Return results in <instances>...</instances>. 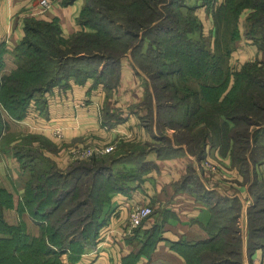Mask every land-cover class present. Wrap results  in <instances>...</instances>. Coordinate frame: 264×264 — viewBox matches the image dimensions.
Returning a JSON list of instances; mask_svg holds the SVG:
<instances>
[{
    "label": "crops",
    "instance_id": "obj_1",
    "mask_svg": "<svg viewBox=\"0 0 264 264\" xmlns=\"http://www.w3.org/2000/svg\"><path fill=\"white\" fill-rule=\"evenodd\" d=\"M44 1L49 0H0V47L4 49L0 76H9L19 66L14 51L24 36L26 20H55L64 38L90 31L78 22L85 0H52L47 10L41 8ZM195 14L202 36L210 44L214 28L209 13L198 7ZM238 31L224 64L232 76L217 94L219 102L228 96L233 75L261 58L257 48ZM117 70L113 82L70 78L53 86L30 101L21 120L13 119L0 104L4 222L23 224L31 236L39 231L38 222L23 204L25 178L30 180L32 172L20 165L16 157L19 149L37 150L40 158L33 164L40 170L53 165L62 173L80 162L72 159L75 149L115 142L106 169L119 188L109 195L103 208L104 224L96 246L86 249L74 264H188L201 243L210 241L207 225L218 198L226 199L223 205L236 208L234 227L242 240V264H263L264 248L247 252V228L248 209L253 204L251 184L254 180L264 182V144L250 139L244 162L237 160V149L229 138L233 122L224 114L219 115L217 131L205 122L189 130L186 125L178 130L157 126L148 77L134 67L127 54L119 60ZM202 105L216 116L209 105ZM169 115L177 117L178 111ZM187 115L183 110V116ZM52 129H58L62 137L52 136ZM260 129L264 130V123L251 125L248 131L252 135ZM30 135L41 143L25 140ZM204 160L214 168L205 166ZM137 205L148 206L152 212L128 234V213Z\"/></svg>",
    "mask_w": 264,
    "mask_h": 264
},
{
    "label": "trees",
    "instance_id": "obj_2",
    "mask_svg": "<svg viewBox=\"0 0 264 264\" xmlns=\"http://www.w3.org/2000/svg\"><path fill=\"white\" fill-rule=\"evenodd\" d=\"M93 1L85 0L78 19L79 24L90 31L77 32L68 39L62 36L55 20L25 21L24 36L14 51L19 66L9 76H0V104L13 119L21 120L31 100L70 78L81 81L94 77L96 81L113 82L118 77V62L127 54L136 69L144 72L150 81L156 82L151 85L158 126L178 130L186 125L189 130L205 122L213 131H217L219 115L224 114L226 119L233 122L234 128L229 132V138L234 142V149H237L234 151L237 160L244 162L250 139L255 144H264L263 129L254 131L252 135L248 131L251 125L260 126L264 123V31L257 33L255 27L251 31H245V38L254 42L261 58L258 63L247 64L233 75V85L228 96L226 94L227 97L219 102L216 96H219L232 76L226 67L223 72V64L229 58L233 45H224L218 38L215 45L218 55L205 49L208 43L202 36V26L194 14V8L192 14H188L187 22L183 23L187 30H180L176 24L177 19L173 16L178 0H168L162 6L163 14L157 9L158 3L164 2L163 0H134L137 10L149 15V18L138 19L132 24L134 27L130 28L128 24L125 25L126 20H121V16L112 15V7L116 6L114 0H103L100 5ZM230 6L233 14L247 10V21L256 22L254 24L264 30V0H233ZM132 8L123 6L116 11L118 14L127 13ZM147 12L155 16V19L150 18L151 15ZM158 16L162 18L159 21ZM105 21L107 27H104ZM193 32H197V40L190 37ZM238 32L237 30L235 40L238 39ZM85 41L86 44L82 43ZM3 53L4 49L0 47V69ZM106 69H109L108 72ZM193 70H199L200 73H191ZM217 71L224 78L212 76ZM182 80L197 82L199 88L193 89L188 84H181L188 87L181 86L183 90L180 92L179 83ZM217 87L218 91H215ZM239 95L241 99H238ZM202 103L209 105L216 116ZM183 110L188 113L186 117L183 116ZM177 111V117L169 115L170 112ZM195 113L199 115H194ZM16 157L23 168L32 172L31 182L25 185L23 204L33 220H47L48 215L53 214L65 200L74 195L75 190L70 181L80 182L82 176L89 178L91 189L86 194V205L91 208V212L88 211L81 219L83 230L87 231L81 234L71 231L66 235L67 243L56 245L54 238L64 228L63 221L53 224L50 233L45 231L44 240L29 237L23 224L10 226L4 222L2 209L5 199L0 189V264H63L59 256L70 251L72 244L78 240L94 248L98 232L104 224L103 208L109 195L119 188L116 178L104 168L108 173L106 182L110 181L111 185H100L102 171L98 172L99 168L90 169L80 163H74L62 173L53 165L37 172L33 160L40 158V154L35 149L21 148L16 152ZM242 168H245L244 164ZM57 182L60 185L58 190L54 185ZM257 188H261L263 192L254 193L253 190ZM250 190L253 204L248 209V254L257 248H264V205H261L264 202V182L254 180ZM43 192L47 201L42 196ZM217 203L219 204L213 207L207 225L210 241L201 243L188 264H242V240L234 227L236 208L233 205H223L227 204L224 198H218ZM68 210H65V218ZM74 213L69 212L72 215ZM52 257L54 260L49 259Z\"/></svg>",
    "mask_w": 264,
    "mask_h": 264
},
{
    "label": "rangeland",
    "instance_id": "obj_3",
    "mask_svg": "<svg viewBox=\"0 0 264 264\" xmlns=\"http://www.w3.org/2000/svg\"><path fill=\"white\" fill-rule=\"evenodd\" d=\"M102 1L103 0H94L93 2L100 5ZM158 1H160V0H158ZM163 1L164 2H159L158 6H157L158 12L160 14L164 13L162 10V6L167 4L168 0H163ZM232 1L233 0H220L217 2H216V0H178L179 4H177V6L176 5L174 6V8L176 10H175V12H174L175 14H173V16H174L175 20L177 19L176 24H177L178 29L187 30V27L183 26V23L187 22L186 20H187L188 14L189 13L192 14L193 8H194V14L196 13V10L198 7H203L205 10H207L209 13V16L211 18V23H212V26L214 28V31L212 33V39H210V44L206 40L208 45L207 44L205 45V47H206L205 49H208L209 51L211 49L213 52V48H215V45L217 44L218 38H219V40L221 39L224 42V45H228V46L235 45L236 40L234 38H235L236 31L239 29H240V33H242L241 36H243V38H245V35H244L245 31L246 30H247V32H248V30L251 31V29L253 27L256 28L257 33L264 31L262 27L256 26L254 24L256 22L247 21L248 14H249L247 10L244 9V10H240L239 12L235 13L238 15L233 14V10L231 9V6H230V3ZM175 2H177V1H175ZM114 3L116 4V6L112 7L113 8V12H111L112 15L114 17L115 16L116 17L121 16V18H122L121 20H123V21L126 20L127 23L125 22V25L128 24L130 28L134 27L133 25L137 22L138 19L146 20L149 18V15L141 14L140 11L137 10L136 3L134 2V0H114ZM123 6H126L127 9L129 7H131V8L135 7V10H133V8H132L130 12H127V13L121 12L118 14V12L116 10L120 9V7L123 8ZM147 13H149L151 15L150 18H153V20L155 19V16H153L150 12H147ZM159 17L160 16H158V18ZM161 19L162 18H159L158 21ZM44 22H46V21H44ZM104 27H107L106 21H105ZM91 30H93V29H91ZM141 32L142 31H140V33ZM31 37H33V36H31ZM190 37L194 40H197L198 39L197 32H193L190 35ZM65 39H68V38H65ZM245 39H247V38H245ZM247 40L250 41L252 43V45H254L257 48V46L254 44V42L252 40H249V39H247ZM82 43L86 44L87 41L82 42ZM209 46H210V48H209ZM62 49H64L63 46H62ZM215 55H218L217 51H215ZM227 60H229V59H226L224 63L227 64ZM220 62H222V61H220ZM222 64L223 63H221V65ZM225 70L226 69H225V66L223 64V72ZM191 73L196 74V73H200V72H199V70H193ZM214 75L217 79L224 78L223 76H221L220 72H218V71L216 72V74L213 72L212 76H214ZM191 76L194 77L193 74ZM149 82H150V85L152 83H156V82H152L150 80H149ZM181 84H188L193 89L199 88V86L197 85L198 84L197 82L192 83L190 81L185 80L182 83L181 82L179 83V87L181 88L179 90L180 92H182V90H183V88L181 86L188 87L187 85L185 86V85H181ZM151 88L153 90L152 85H151ZM215 91H218V87ZM163 93H165L167 95L169 94V93H166L164 91H163ZM148 99H150V98H148ZM238 99H241L240 95H239ZM237 108L240 109L239 106H237ZM151 119H152L151 117H148V120H151ZM156 121H157V119H156ZM157 126H158V124H157ZM25 140H27L28 142L30 140L31 141L36 140L39 143H41L39 140H37L36 137H32L31 135L27 136L25 138ZM110 155L111 154L103 155V156H96V157H92V158L87 159V160H80L79 163L81 165H85L86 167H89L90 169L99 168L97 171L98 172L102 171V174L99 178L100 179L99 184L100 185L106 184V186L109 184L111 185L110 181L106 182L107 175H108V173H107L108 169L107 170L104 169L110 165V161L108 160V157ZM34 161L35 160H33V163H35ZM35 165H36L37 172L42 171L38 167L39 165H37V164H35ZM25 180H26V182H25L26 184L31 182L30 181L31 179L29 180L28 176H27V178H25ZM54 185H55L56 190L60 189V185L58 184V182H57V184H54ZM70 185L72 187H74V190H75L74 195H72V197L70 199L65 200V202L55 212L53 211L54 212L53 214L48 215V217L46 218L47 220L37 221L38 222L37 224L39 225L38 234H37V236L29 235V237L41 238V240H44V238L46 237V233L48 234L51 232V231H49L50 228H51V230L53 229L52 225L57 224L58 222H62V221L64 223V225H63L64 228H62L61 231H59V233L54 238L56 245H59L58 243H64V244L67 243L66 235L69 234V232H71V231L78 232V234H81V233L87 231V230H83L84 224H81V222H82L81 219L86 213H88V211L91 212V208H89V206L86 205V203L88 202V200L86 198V194L91 189L89 178H88V176H86V177L82 176L80 182L70 181ZM106 189L109 190V188H107V187H106ZM253 191H254V193L263 192V190L261 188L254 189ZM42 196L44 197L45 201H47V199L45 198V192L42 193ZM76 203L77 204H79V203L83 204L84 203V205L81 204L83 207L79 208L81 205H79V207H77ZM49 204H51V203H48V205ZM261 205H264V202H262ZM259 207H263V206H259ZM66 209L67 210L69 209V210H68V214L65 218L64 214H66V211H65ZM76 209H77V211H76ZM69 212H72V213L75 212V213L72 215V214H69ZM261 220H262V218L259 219V221H261ZM40 223H43V225L40 226L41 225ZM45 231H47V232L45 233ZM53 232L55 233V231H53ZM85 235H87V233ZM97 238H98V236H97ZM97 238H96V241H97ZM69 248H70V245H69ZM89 248H92V246H88L84 242L78 240L76 243L72 244L70 251L68 250L66 252L65 257L62 254L59 256V260L63 264H71V263L74 264L75 262H77L81 258V254L86 249H89ZM49 259H53V257L49 258Z\"/></svg>",
    "mask_w": 264,
    "mask_h": 264
},
{
    "label": "built area",
    "instance_id": "obj_4",
    "mask_svg": "<svg viewBox=\"0 0 264 264\" xmlns=\"http://www.w3.org/2000/svg\"><path fill=\"white\" fill-rule=\"evenodd\" d=\"M51 1L52 0L42 2L41 8L43 10L49 9L51 5ZM217 1H220V0H216V2ZM51 135L56 138L62 137L61 132L58 129H52ZM115 148H116L115 142H112L109 144H99V145H84V146H81L75 149L71 154H72L73 160H76V159L77 160H87L92 157L111 154L112 152H114ZM203 163L205 164V166L209 168H212V169L214 168L209 163V161L204 160ZM151 212H152L151 208L148 206L137 205V206L132 207L128 213L129 226H128L127 233L129 234L134 228H137L138 226H140L142 221L145 220L151 214Z\"/></svg>",
    "mask_w": 264,
    "mask_h": 264
}]
</instances>
